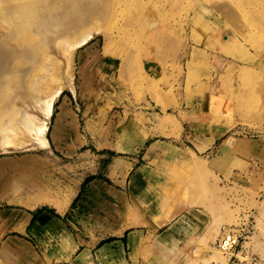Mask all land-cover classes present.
Returning <instances> with one entry per match:
<instances>
[{
	"label": "rangeland",
	"instance_id": "obj_1",
	"mask_svg": "<svg viewBox=\"0 0 264 264\" xmlns=\"http://www.w3.org/2000/svg\"><path fill=\"white\" fill-rule=\"evenodd\" d=\"M0 5L22 29L0 56V129L18 108L42 128L17 125V146L0 149V209L71 203L95 239L90 264H264V0H89L82 25L101 32L70 70L58 18L34 14V0ZM35 73L42 99L63 85L50 114L27 89ZM225 226L245 228L229 255ZM7 229L0 264H27L32 250L5 251ZM120 235L133 237L125 252L100 248ZM28 240L53 264L71 260L61 242Z\"/></svg>",
	"mask_w": 264,
	"mask_h": 264
},
{
	"label": "bare ground",
	"instance_id": "obj_2",
	"mask_svg": "<svg viewBox=\"0 0 264 264\" xmlns=\"http://www.w3.org/2000/svg\"><path fill=\"white\" fill-rule=\"evenodd\" d=\"M87 1H89V0H34V7H36L35 8L36 11L34 12V14L39 13L40 16H47V17L50 16L52 20H54L55 18L59 19L57 24L60 25L59 29H62V31H61V34L59 36H56L57 40L55 43V48L58 50L59 54H61L63 59L65 60L68 70L71 69L72 58H73L74 54L76 53L78 47L81 46L83 43H85L90 38H92L94 31L101 32V29L99 27H96L95 29H84V26L82 25V23L86 22L87 18L89 17L87 12H86L87 11V9H86V2ZM98 1L102 2V0H98ZM0 2H2L3 7H4V6L8 5L9 0H0ZM79 2H81V4ZM3 10H4V12L2 10H0L1 11L0 13L3 15L2 19L0 20V28H2L0 30L4 32V35L1 36V39H0V56H2L3 54H6L8 52V51H6V47H8L9 45L13 46L11 43L12 40L16 42V46H13V47H18V48L21 47V44L18 42V38H19V35H20V32L22 29H15L14 31H12V29H8L9 26H11L12 24L14 26L15 24L13 22L12 23L9 22L8 18L11 14L10 13L7 14L5 11V8H3ZM59 10L64 11L63 15H60L59 13H57ZM46 11H48V12H46ZM11 12H13V11H11ZM100 16H102V14ZM34 20L37 21L38 25H40V23H42L41 22L42 20H38L36 18ZM66 20L71 21L70 24H68V25L65 24ZM7 22L9 23V26H7V24H6ZM55 23H56V21H55ZM150 25L153 26V24H150ZM152 26H150V27H152ZM55 27H56V25L53 28H55ZM71 27H75L76 29H79L78 30L79 33L71 36L70 37L71 39L69 40V38L67 37V33L71 32ZM55 29H57V28H55ZM10 54H12V53H10ZM83 54L84 53H82L79 57L80 64H85L82 61ZM1 59H3V58H1ZM18 60L20 61L19 58L15 59L13 64L11 65L12 71L10 74H12L15 71L14 65L17 64ZM47 69H50V67L49 68L47 67ZM40 71L42 73L45 70H43V68L40 67ZM2 74H3V72H2ZM35 74L33 76L28 77L27 80H29V81L27 83V89L35 97V98H33L34 100H32L34 102L35 106L40 107L43 105L45 107L43 109H45V111L48 112L47 114H50L52 111V108H53V103H54L55 99L59 96V94L61 93L63 85L58 86L56 89L51 91L50 94H48L47 96H45V98L42 99L41 97H39V95L41 94L43 89L39 90L38 88H40V87H38L37 84L38 83H39L38 85H41L43 83L46 84L47 81L45 79H43L41 76H38L37 73H35ZM47 74H50V73L47 72ZM36 82H38V83L36 84ZM35 85L38 88L35 87ZM26 107H28V106H26ZM14 119H16V120L15 121H13V120L7 121L6 124L0 129V149L4 150L5 148L10 147V146H12V147L17 146V142L15 141V138H17L16 136L18 135V132L19 133L21 132L19 130V128H17V125L22 124V128L24 127L30 133L34 132L36 130L42 132V128L38 127L35 123H33V120H32L33 118L30 114H28L27 110H23L22 108H18L16 111V116ZM37 133H39V132H37ZM41 224L44 228H47V229L55 227L52 222H50L46 219H44ZM6 245L13 247L14 243L12 241H7ZM83 257L84 256H81L80 258H78V263L81 262Z\"/></svg>",
	"mask_w": 264,
	"mask_h": 264
},
{
	"label": "crops",
	"instance_id": "obj_3",
	"mask_svg": "<svg viewBox=\"0 0 264 264\" xmlns=\"http://www.w3.org/2000/svg\"><path fill=\"white\" fill-rule=\"evenodd\" d=\"M57 201L59 200H55V202ZM55 202L52 204L49 203L50 205H48V208H43V205L38 202H33L30 204L29 202H26L27 206L25 205L20 208L12 207L0 209V215L3 211H7L9 212V216L11 215L16 217L14 218L15 220H12L11 217H9L8 219H1L4 218V216L6 215L0 216V226L5 225L6 228H8L7 230H10L12 233L7 237L6 242L12 241L14 243V246L12 247L6 245L5 242V251L14 253L16 257H19V255H23L20 254V252L22 253L23 251L28 252L32 250L30 254L31 261L27 264H53L54 257L50 256L49 254H39L36 249V246L33 245L28 239L32 238L34 241L43 245L44 242L51 241L52 243L54 242L57 245H59V243L61 242L66 252H68L71 256V260L68 263L59 264H80L81 262L78 263L77 257L82 253V256H84L85 254V256L83 257L85 260L84 264H90L88 259L89 255H92L94 245L89 244V242L93 243L95 239L91 237L92 235H87L86 233H83V231H86L87 229L84 225L80 223V221L77 219L78 217L76 218L75 216H71V203L57 204ZM70 216L72 219V224L75 226V233H71L70 229L65 223V219L70 218ZM44 219L50 222L54 221L56 227H58L60 231L58 230L59 232H57L53 228H48L49 230L47 228H44L41 224ZM141 233L142 230H138L132 233L134 234V242H132L131 244H134L136 239H140ZM131 235L130 237L128 236V238L126 237L125 240L123 239V236L120 235L117 237L118 239L111 242H106L102 244L100 248L108 244L107 246H112V249L114 248V251H116L119 255L122 252H125L126 247H128L129 239L133 238L131 237ZM107 256H109L108 251ZM62 258L63 255L60 256V259ZM106 261L107 264H110L108 262V259Z\"/></svg>",
	"mask_w": 264,
	"mask_h": 264
},
{
	"label": "built area",
	"instance_id": "obj_4",
	"mask_svg": "<svg viewBox=\"0 0 264 264\" xmlns=\"http://www.w3.org/2000/svg\"><path fill=\"white\" fill-rule=\"evenodd\" d=\"M243 226L240 230L241 233H236L233 231L234 229L227 228L226 226L222 228L223 232L217 242V247L225 255L233 254V252H235L239 247H241V238L245 232V228Z\"/></svg>",
	"mask_w": 264,
	"mask_h": 264
}]
</instances>
